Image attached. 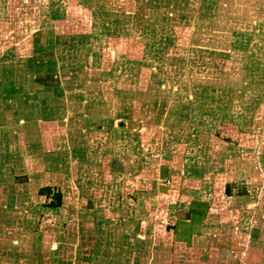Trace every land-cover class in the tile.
<instances>
[{"label": "rangeland", "instance_id": "374dc122", "mask_svg": "<svg viewBox=\"0 0 264 264\" xmlns=\"http://www.w3.org/2000/svg\"><path fill=\"white\" fill-rule=\"evenodd\" d=\"M4 3L11 9L1 13V22L10 26L18 18L21 25L13 39L5 29L0 41V248L20 256L14 263L2 257L0 264H71L74 254L70 259L60 250L77 246L78 234L87 239L110 231L119 237L137 222L160 232L167 209L185 215L188 205L170 208L163 200L184 194L186 202L201 199L199 185L208 180L201 171L181 175V160L210 146L222 149L217 139L235 135L238 102L258 109L252 118L261 113L244 132L259 135L264 149V78L252 76L255 70L264 75V0ZM225 21L243 33L228 53L216 35ZM46 29L54 41L32 47L31 36ZM45 59L64 76L48 89L37 88L47 82ZM18 66L26 72L19 84ZM29 71L38 77L30 79ZM254 88V96L246 94ZM256 96L262 99L251 105ZM29 100L57 117L23 125L36 114L49 115L41 114L42 105L39 112L26 109ZM222 104L232 109L224 111ZM229 114L232 120L222 123ZM254 139L244 143L249 163ZM162 162L173 166V178ZM44 186L53 187L48 198L37 193ZM53 189L63 194L58 209L46 207ZM152 239L137 245L144 249L139 258L113 250L101 263L132 264L144 256L154 263L159 252Z\"/></svg>", "mask_w": 264, "mask_h": 264}, {"label": "crops", "instance_id": "0c3cea01", "mask_svg": "<svg viewBox=\"0 0 264 264\" xmlns=\"http://www.w3.org/2000/svg\"><path fill=\"white\" fill-rule=\"evenodd\" d=\"M21 1L22 4H24L27 2L47 3L49 0ZM4 2L5 0H0V17L1 13H7L11 9V3ZM32 5L37 6L35 4ZM17 8L16 11L19 13L18 17H21V5ZM12 15H15V10ZM12 24L13 25L10 24V26L6 25L4 22H1L0 18V41H4V39L1 38V33L5 29L11 30L9 35L12 38V34H14V32L16 33L21 25V21L20 19L15 18L13 19ZM225 24H227V27L223 26V33L216 35L220 36L224 46H228V50L225 49V51H223L224 53H228L230 50V52L235 51V49H232L233 38L238 37V35H242L243 33L237 32L238 26H232L230 28L228 21H225ZM207 30H214V28ZM251 30L253 31L254 28L252 27ZM43 31L44 32H37V34L31 36L32 38H30V41L32 47L39 49V47H44V45H48V43L54 41V33L51 29ZM210 33L215 34L213 32ZM0 43L3 44V42ZM42 62H44V66L42 67L46 70L45 78H47V82H45L43 87L39 85L37 88L48 89L49 86L52 85V82H54L55 79L60 78L61 75L56 70L59 68L57 64L55 68L53 62H50L48 59H45ZM18 68L19 69L14 75V79L16 81L19 80V84L20 82H23V78L20 77L26 72L22 70V66H18ZM261 71L262 70L252 71L254 73L252 75L253 78H264ZM28 73L30 79H36L38 77L32 75L30 71ZM42 76L43 73L41 72V77ZM63 77L64 76L62 75L61 78ZM256 90V88L251 89L250 91H246V94L251 92L250 95L254 96ZM259 93L257 91V94ZM257 99L261 100L262 97L256 96L252 100L251 105L258 106V103H256ZM28 104L29 105L26 109L31 112H33V106L34 109L39 112L42 105L41 110L46 111L41 114L49 115H45V118L41 119V117L36 114L33 118H29L30 121L27 122V120H24L25 122L23 125H31L39 121L53 122V119L58 115L57 113L53 115V113H50L43 104H39L36 101L34 102V100H29ZM261 104L262 103L259 104V107L262 109L264 105ZM246 105V102H238V109L242 111L239 114V120L235 125L237 126L235 135L232 136V138L230 136H224V139H217L215 137L222 143V149H219L217 145L213 147L210 146V148H207L206 146L207 152L190 153L187 157L181 160V175L185 176L187 173H197L198 171H201V174L204 173L208 180L206 184L199 185L198 189L205 191L201 199H195L192 197L186 202L184 194L180 196V199L177 198L170 201L163 200L164 206L170 208L176 204H181L183 206L188 205V212H184L185 215H180L179 211L176 209H167V212H163V215H161V219L164 221L163 223L161 222L160 232L156 231V229L155 231H150L147 226H144V222H137L132 230L121 232L119 237H116V234L111 233L110 231H100L93 234L92 238L87 239H85L84 233L83 235L78 234L77 241L74 242L77 246L68 247L64 244V247H62L60 252L63 254L66 253L68 258H70V253L74 254V258H70L72 262L68 259L71 264H102L101 259H106L108 255L112 254L113 250H116L117 253L121 252V254L122 252H126L139 258L140 254L144 252V249L138 248L137 245L147 244L149 239L153 238V241L157 240L158 242L157 250L159 252L157 257H152L154 258V263L144 262L147 257L144 256V258H141L143 262L138 260L136 261L137 263L134 262L132 264H264V203H260L261 200H264V169L262 167L264 163V149H262V141L259 135L253 136L252 138V135H247L244 132L246 130V124L249 126L252 125L253 127L256 126L259 121L257 117L258 115L261 117V113L255 114L252 118V113L254 110L256 111L258 109L256 107L247 108ZM222 106V110L224 111L232 109L231 106L229 108L228 106H225V104H222ZM247 109H253V111L250 112V110H248L249 112H246ZM227 117V120L226 118H222V123L225 124L226 121L230 122L232 120V115L229 114ZM16 122H18V120ZM119 125H121V123H119ZM261 126L262 125H260V127ZM261 129L259 130L260 132ZM112 135H114V133ZM254 138H257L258 141ZM251 139H254L253 142L255 146L254 151L252 152L253 154L250 155L253 161L252 163H249L247 162V156L249 155L246 153V146L244 143L246 140ZM134 141H137V138L134 137L130 142ZM214 147H216L218 151L214 150ZM202 158H204L205 161ZM78 159L79 157H76V160L80 161ZM197 160L202 161L196 162ZM113 161L111 162V166ZM162 163L165 169H170V171L167 170V174L172 177L171 172L173 166L164 164L167 162ZM251 164L252 167H250ZM145 175L147 176L146 179H148L149 173H145ZM67 179H69L68 175ZM44 187L53 188L51 186ZM44 187H41L40 189ZM165 188L167 189L166 186ZM53 190L60 192L58 189ZM167 191L172 195L178 194V192H175L176 190L172 192L168 189ZM37 193L39 194V191ZM60 194L61 202L59 206L46 207L50 209H58L61 207L63 194L61 192ZM179 195L180 193L178 196ZM43 197L48 198L47 196ZM261 205H263V208ZM95 219L100 223L99 216H96ZM137 228L139 231L136 232ZM117 238H119V240H117ZM68 244L70 246V242ZM17 255L19 254L11 253L6 248H0V260L4 257L2 261L6 263H9L7 262L8 260L10 262L12 260L14 263L15 259H17ZM53 263L66 264L56 260H53ZM117 264H131V262H118Z\"/></svg>", "mask_w": 264, "mask_h": 264}, {"label": "trees", "instance_id": "16d2710c", "mask_svg": "<svg viewBox=\"0 0 264 264\" xmlns=\"http://www.w3.org/2000/svg\"><path fill=\"white\" fill-rule=\"evenodd\" d=\"M50 190H51V188L44 187V188L39 190V194L49 197L50 196ZM51 197H53L54 201H56V202L55 203L54 202H49L47 204V206H50V207L59 206L60 202H61V194H60V192L59 191H55V192L51 193Z\"/></svg>", "mask_w": 264, "mask_h": 264}]
</instances>
